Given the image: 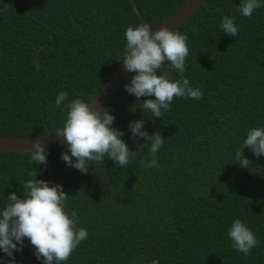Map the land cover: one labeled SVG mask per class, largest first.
Instances as JSON below:
<instances>
[{"label":"trees","instance_id":"trees-1","mask_svg":"<svg viewBox=\"0 0 264 264\" xmlns=\"http://www.w3.org/2000/svg\"><path fill=\"white\" fill-rule=\"evenodd\" d=\"M134 1L154 26L185 0ZM240 3L205 0L172 29L188 36L184 76L201 99L174 98L155 118L141 109L148 97L125 90L131 74L105 106L135 151L128 166L106 157L82 174L66 167L61 143L47 147L46 167L27 151L0 150V209L8 194H22L34 168L69 193L67 211L88 237L61 264H264V154L245 148L248 168L235 160L247 132L264 127V0L250 18L236 12ZM233 15L237 37L219 26ZM141 23L129 0H0V135L62 127L67 109L55 106L57 94L91 102L123 58L127 27ZM159 71L180 78L167 62ZM134 119L165 136L159 167L141 163L151 160V141L132 138ZM235 219L259 240L247 256L228 237ZM14 255L17 264H43L27 238Z\"/></svg>","mask_w":264,"mask_h":264},{"label":"clouds","instance_id":"clouds-1","mask_svg":"<svg viewBox=\"0 0 264 264\" xmlns=\"http://www.w3.org/2000/svg\"><path fill=\"white\" fill-rule=\"evenodd\" d=\"M261 6V0H241L235 10L250 18ZM235 20V15L224 16L220 29L227 35L237 37ZM125 37V50L119 61L123 62L124 71L133 75L124 88L135 95L137 101L148 97L142 100V110L162 119L174 98H202L203 92L193 88L184 76L189 55L186 33L174 31L167 24L153 29L148 23H141L129 25ZM166 62L170 68L177 70L179 79H172L168 71H159ZM97 101V98L93 102L81 98L69 100L67 91H60L55 97V106L67 109L63 126L54 131L56 140L66 149L61 159L66 167L75 168L82 174L89 172L93 162L104 163L106 157L120 168L128 166L130 158L135 157V151L122 139L124 132L114 127L115 116ZM128 128L133 139L142 137L145 142L151 141V160L141 163L149 168L159 167L157 153L165 136L160 131H146L143 119L131 120ZM245 148L250 149L257 158L264 154V127L251 128L243 147L235 153L238 164L248 168L251 160L244 155ZM26 150L30 163L47 166L48 149L43 139L32 140L31 147ZM28 175L32 179L22 184V194L15 191L8 194V202L0 209V251L9 258L6 264H17L14 253L23 250L27 238L37 260H42L43 264H61L87 239L88 232L78 226L77 213L67 211L69 193L60 183L38 179L36 168ZM228 237L232 247L245 256L259 245L257 237L240 219L232 222ZM150 264H160V261L153 259Z\"/></svg>","mask_w":264,"mask_h":264},{"label":"water","instance_id":"water-1","mask_svg":"<svg viewBox=\"0 0 264 264\" xmlns=\"http://www.w3.org/2000/svg\"><path fill=\"white\" fill-rule=\"evenodd\" d=\"M133 10L140 18L142 23H148L146 19L142 16L141 12L138 9L134 0H129ZM205 0H185L174 12L169 14L162 21L157 23L154 26H151L156 29L162 25L167 24L171 29L175 28L180 24L184 19H186L192 12H194ZM132 73L125 72L123 69V62L121 61L114 73L108 79L102 90L95 96L91 101L93 102L96 98L97 102H100L104 107L109 103L111 98L117 93L121 88L123 83ZM94 102V103H97ZM37 135V136H1L0 135V150L6 151H27L31 147V141L37 138L43 139V142L47 147H51L59 144L55 138L54 131Z\"/></svg>","mask_w":264,"mask_h":264}]
</instances>
